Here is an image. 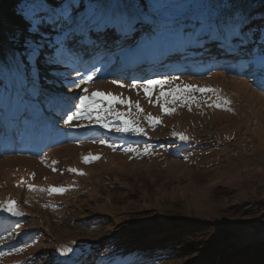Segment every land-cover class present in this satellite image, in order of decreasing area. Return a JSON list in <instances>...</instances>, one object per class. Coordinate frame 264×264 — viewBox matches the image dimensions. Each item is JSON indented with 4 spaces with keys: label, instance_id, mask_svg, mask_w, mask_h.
Returning <instances> with one entry per match:
<instances>
[{
    "label": "rangeland",
    "instance_id": "obj_1",
    "mask_svg": "<svg viewBox=\"0 0 264 264\" xmlns=\"http://www.w3.org/2000/svg\"><path fill=\"white\" fill-rule=\"evenodd\" d=\"M253 1L152 0V23L146 24L145 31L134 34L135 41L122 52L131 50L127 54L133 55L129 59L130 64L137 60L136 56L161 58L165 50L183 47L179 42L191 29V25L184 21L199 19L214 10L209 6L220 4H232L249 15L255 7ZM97 3L127 6L128 11L146 14L131 0H99ZM6 21L8 26L4 28H8L7 31H3V35L0 31V41L5 47L1 49L0 56L8 59L12 54L9 53L11 40L7 35L12 36L14 29L10 19L6 18ZM157 22H160V29L150 32L151 28L154 29L152 24ZM205 33L207 41L204 46L209 47L214 33ZM259 35L258 31L252 38ZM240 36L225 38H237V42H231L232 46L222 51L236 55L243 64L248 63V57L256 61L264 54V46L256 53H253L251 45L243 47ZM80 47L82 44L78 46L74 60L59 66L41 67L36 100L42 103L40 111L44 119L35 123L30 113L23 115L27 124L22 127L19 145L26 148H20V152L14 155L8 153V147L0 151V202L15 198L19 200L18 209L23 213V218L16 224H0V253L3 254L0 255V264H62L58 255L60 251L64 248L77 250L78 242L99 243L115 238L124 229L139 230L147 225L155 231H165L176 222L187 229L186 233L203 230L212 224L228 227L233 234L222 244L228 247L229 254L236 247L255 245L261 240L264 237V91L254 85L252 79L242 77L240 72L225 66L228 58L211 57L201 61L199 57L198 61L190 58L170 66L164 72L168 75L157 78L179 77L174 85H165L164 91L175 85L215 88L222 98L231 101L227 106L231 111L208 107L205 101L212 103L216 96L196 92L193 95L199 106L192 104L189 111L187 105L170 104L169 107L176 110L168 115L155 103L159 86L152 90V104L143 88L130 87L133 83L145 84L154 77H141L142 80L131 82L127 81L131 78L129 76L114 75L124 56L114 54L110 57L112 50H107L106 45L98 50L99 56L92 64H85V55ZM96 61L105 62L103 65L107 71L101 66L96 67ZM224 67L228 71H224ZM93 72L95 77L88 82L87 77ZM112 80L126 87L112 84ZM71 82H77L76 86L70 87ZM83 88H87L89 93L102 91L123 100L131 99V109L125 104H116L115 108L123 113L130 112L126 119L137 121L147 135L108 129L110 134L105 135L87 133L79 138L70 135L68 131L73 134L78 128L69 129L63 123V108L59 101L78 97L83 94ZM2 92L0 85V104ZM136 102L144 109L143 113L136 110ZM5 111V106H0V114ZM149 114L159 118L161 123L150 124ZM0 117L1 138L5 135L1 133L4 116ZM108 122L112 127L123 126V121L115 117H109ZM84 123L86 127L95 125ZM47 132L51 135L56 132L57 136L68 138V141L60 148H51L36 156L30 140L38 142L45 139ZM174 132L188 139L181 141L178 136H173ZM108 145H114L115 149ZM127 147L136 148L138 152L124 151ZM145 147L151 149L147 154L144 153ZM89 155L100 158L85 163L84 158ZM75 166L81 167L89 176L79 178L75 182L76 189L68 195H47L40 190L43 183L48 184L46 189L50 184L67 185L73 178L69 169ZM29 185L35 191L29 190ZM46 249L52 250L56 256H50L49 252L48 255L42 254ZM109 257L102 255L97 263L115 264L106 262ZM211 261L212 258L193 256L165 264H210Z\"/></svg>",
    "mask_w": 264,
    "mask_h": 264
},
{
    "label": "snow or ice",
    "instance_id": "obj_2",
    "mask_svg": "<svg viewBox=\"0 0 264 264\" xmlns=\"http://www.w3.org/2000/svg\"><path fill=\"white\" fill-rule=\"evenodd\" d=\"M83 7L82 4L77 7L75 0H68L67 3L62 2L54 7H49L43 2L24 5L22 11L23 18L27 22V28L25 32L13 36L14 51L11 61L0 64V83L8 78L19 85L20 90H26L31 95H35L41 67L59 66L74 60L82 40L87 39L89 36H96L97 38L100 35L106 36L112 32H119L127 37L130 34H137L136 29L141 25L152 23L149 15L128 11L126 10L127 6L91 3L88 5L86 12H81L80 9ZM209 7L214 8V10L199 18L200 31L223 35L225 38L239 37L242 27L250 20L248 15L232 4ZM29 70H31V76L28 75ZM257 72L260 77L264 78V54L254 62L252 74L255 75ZM94 77L95 72L87 77V81L92 82ZM178 79V76H173L170 79H148L145 84L133 83L130 87L143 88L145 95L149 97L148 102L152 104V90L159 86L160 92L155 103L168 115H172L176 110L174 107H169L170 104L187 105L189 111H191L192 104L199 106V102L193 95L196 92L201 94L212 93L216 96V100L212 103L205 101L208 107L231 111V108L227 107L231 104V101L222 98L219 95V90L215 88L175 85L170 87L169 91H164L165 85L172 86ZM29 83H31L30 89L28 88ZM76 83L71 82L69 86L74 87ZM111 83L126 87L117 80H112ZM258 86L264 90V81L259 83ZM82 93L78 97L73 96L70 101L68 99L59 101L63 108L61 112L63 123L69 129L86 127L84 121H87L88 124L99 125L109 131L134 132L137 135H147L144 128L138 126L137 121L126 119V116L131 114L130 112L123 113L115 108L116 104H125L131 109L133 105L131 99L123 100L119 96L102 91L89 93L87 88H83ZM135 108L139 113L144 111L139 102L135 103ZM109 117H115V119L123 121V126L112 127L108 122ZM147 119L153 126L161 123L159 118H155L151 114L147 116ZM74 121L75 123H73ZM173 136H178L181 141L188 139L183 134L175 132ZM98 142L107 143V141ZM108 146L115 149L114 145ZM124 151L138 152V149L127 147ZM150 151L149 147L144 148L145 154ZM99 158L98 156L89 155L84 158V162L91 163ZM53 171H56V169L53 168ZM69 171L85 175V173H80L75 168L69 169ZM29 190L35 191L32 185H29ZM40 190L45 191V189ZM47 191L63 194L68 189L52 187ZM0 211L10 213L12 216L23 215L18 211L17 202L11 199L6 204L0 202ZM71 251V248H64L61 250V254L67 256ZM0 255L3 254L0 253Z\"/></svg>",
    "mask_w": 264,
    "mask_h": 264
},
{
    "label": "trees",
    "instance_id": "obj_3",
    "mask_svg": "<svg viewBox=\"0 0 264 264\" xmlns=\"http://www.w3.org/2000/svg\"><path fill=\"white\" fill-rule=\"evenodd\" d=\"M96 1L75 0V3L77 7L82 4L84 7L80 11L84 12L89 4ZM134 1L143 6L146 11L153 10L152 0ZM38 2L41 1L0 0V31H7L8 28L4 27L8 26L6 18H9L14 29L12 40L14 34L25 32L27 22L23 18L24 5ZM42 2L49 7H54L62 2L67 3L68 0H43ZM256 2H261V0H254V3ZM251 21L264 25V4L256 8ZM88 176L75 174L70 185L78 182L79 178ZM79 189L84 191L82 187ZM150 228L151 226L147 225L139 230L124 229L115 238L106 239L104 244L96 246L97 251L115 254V258L110 262L117 264H165L175 259L193 256H198L201 259L212 258L210 264H264V237L258 240L255 245L236 247L234 252L229 254L228 247L223 246L222 242L230 239L233 233L226 226L212 224L197 232L190 230L189 233L185 232L187 229H184L179 222L172 224L165 231L158 232ZM77 245L78 249L71 248L72 251L67 255L74 260H79L83 254L82 251L95 245V242L82 241ZM44 252L48 253V251ZM96 258L97 254L91 255L85 264L94 263Z\"/></svg>",
    "mask_w": 264,
    "mask_h": 264
},
{
    "label": "bare ground",
    "instance_id": "obj_4",
    "mask_svg": "<svg viewBox=\"0 0 264 264\" xmlns=\"http://www.w3.org/2000/svg\"><path fill=\"white\" fill-rule=\"evenodd\" d=\"M264 81V80H263Z\"/></svg>",
    "mask_w": 264,
    "mask_h": 264
}]
</instances>
